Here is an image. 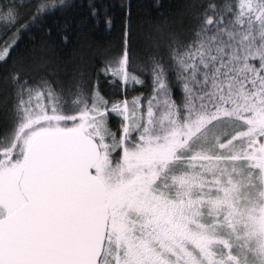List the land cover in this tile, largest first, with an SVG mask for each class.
Returning <instances> with one entry per match:
<instances>
[{
    "label": "snow or ice",
    "instance_id": "snow-or-ice-1",
    "mask_svg": "<svg viewBox=\"0 0 264 264\" xmlns=\"http://www.w3.org/2000/svg\"><path fill=\"white\" fill-rule=\"evenodd\" d=\"M89 4L92 5V0ZM237 4L239 10L233 16L236 4L228 7L223 2L209 4L208 0H201L198 27L210 33L214 26L224 31L220 26L226 19L240 25L245 16L264 19V0H237ZM121 6L123 12L118 20L111 14L105 15L108 28L119 23L118 44L86 40L71 55L61 56L47 42L34 41L22 54L17 49L24 33L33 25L43 26L49 16L67 13L75 7L71 0L67 3L66 0H0V140H3L0 170L25 167L42 144L75 134L94 145L105 161L99 173L92 166L87 168L95 179L107 178L113 165L125 170L124 178H127L126 164L143 149L146 141L152 140L145 121L146 102L150 107L153 93L165 83L167 73L153 55L138 52L132 0ZM107 7L92 5L90 15L98 16ZM167 25V20L157 23L156 32L162 34ZM45 32L51 35V27L45 28ZM168 35L176 37V33ZM61 39L66 41L68 37L63 35ZM258 63L259 67L252 70L264 74V59ZM260 78L264 80V75ZM244 134L249 136L250 143L241 151L250 162L255 161L261 170L259 179L264 183V143L256 139L264 136V126L250 122ZM249 148L253 151H248ZM155 179L151 168L143 171L146 187H152ZM259 196L264 198V191ZM223 203L228 205L224 218L221 220L216 211L221 201H213V218L204 227L215 232L214 226L222 225L224 235L211 236L207 253L197 257L195 264H264V214L255 217L239 208L231 199V190ZM4 216L5 211L0 208V217ZM240 224L244 225L243 229L238 227ZM221 244L227 251L217 250ZM119 252L115 247L102 252L98 264H119L114 254ZM164 264H188V261L181 254L170 257Z\"/></svg>",
    "mask_w": 264,
    "mask_h": 264
},
{
    "label": "trees",
    "instance_id": "trees-1",
    "mask_svg": "<svg viewBox=\"0 0 264 264\" xmlns=\"http://www.w3.org/2000/svg\"><path fill=\"white\" fill-rule=\"evenodd\" d=\"M126 2L92 0V5L106 4L108 7L106 12L91 16L89 0H71L75 7L70 11L49 16L43 26L33 25L30 31H26L17 51L22 54L34 41L55 46L61 56L71 55L74 50L83 47L86 40L118 44L119 23L117 21L108 28L105 15L111 14L118 20L123 12L121 4ZM200 2L132 0L133 32L138 52L142 50L144 56L153 55L167 73L165 83L153 93L154 98L150 101L151 105L157 101L154 106L156 110H150V115L147 111L145 121L147 117L151 120L158 117L162 111L167 116L159 133L172 131L175 138L182 139V145L192 138L193 141L204 140L207 128L219 121L234 120L239 124L254 122L264 126V80L260 78L264 74L252 70L259 67V60L264 59V19L245 16L243 25L226 19L224 25L220 26L224 31H218L214 26L210 33L205 32L198 27ZM221 2L228 7L236 4L231 13L233 16L239 10L237 0H208L209 4ZM165 20L168 21L167 27L162 34L157 33L155 25ZM49 26L51 35L45 32ZM170 32L176 33L175 39L168 35ZM63 35L68 37L66 41L61 39ZM258 52L262 54L260 57L256 55ZM247 81L254 83L248 84ZM161 90L166 100L159 103L157 96ZM170 104L173 109L168 112L166 107ZM104 167L105 161L101 155L95 166L97 173ZM160 168L157 165L152 171L157 173ZM146 170L137 171L135 175L130 173L132 180L128 183L123 182L126 180L124 173L115 171L113 165V172L101 180L108 195V190L119 184L122 189L116 188L118 195L143 181V171Z\"/></svg>",
    "mask_w": 264,
    "mask_h": 264
},
{
    "label": "rangeland",
    "instance_id": "rangeland-1",
    "mask_svg": "<svg viewBox=\"0 0 264 264\" xmlns=\"http://www.w3.org/2000/svg\"><path fill=\"white\" fill-rule=\"evenodd\" d=\"M157 97L159 103L166 100L163 90ZM155 104L157 101L150 104L148 112L156 110ZM166 108L169 112L173 106L170 104ZM166 116L161 111L152 120L147 117L152 140L146 141L143 149L137 151L126 164V170L132 175L161 166V170L155 173L152 187H146L141 181L118 195L115 190L117 187L122 189L119 184L108 190L111 208L108 251L113 247L120 249L119 253H114L119 264H164L170 257L181 254L188 264H195L197 257L207 253L210 237L224 235L222 225L214 226L215 232L204 226L210 224L213 218V201H221L216 211H219L221 220L224 218L228 205L223 201L228 190H231V199L239 208L255 217L264 214V198L259 196V192L264 191V183L259 179L261 170L241 151L250 143L249 136L244 134L249 124H239L234 120L219 121L207 128L204 140L193 141L192 138L182 145V139L175 138L172 131L159 133L166 123ZM256 139L264 143V136H257ZM237 154L239 158H236ZM115 171L125 173L116 166ZM20 172L21 168L0 170V208L5 211V216L22 204L23 198L17 188ZM129 174L123 182L132 180ZM161 203L171 208V216L183 228L188 242L176 239L180 243L175 241L174 246L171 243L157 244L163 240L161 230L159 227L152 229L151 224L147 227L146 222L162 207ZM238 227L243 229L244 225ZM148 246L151 257L146 258L141 251ZM217 250L227 251L223 244Z\"/></svg>",
    "mask_w": 264,
    "mask_h": 264
},
{
    "label": "water",
    "instance_id": "water-1",
    "mask_svg": "<svg viewBox=\"0 0 264 264\" xmlns=\"http://www.w3.org/2000/svg\"><path fill=\"white\" fill-rule=\"evenodd\" d=\"M100 157L75 134L37 149L18 179L24 202L0 218V264H98L110 212L87 168Z\"/></svg>",
    "mask_w": 264,
    "mask_h": 264
},
{
    "label": "flooded vegetation",
    "instance_id": "flooded-vegetation-1",
    "mask_svg": "<svg viewBox=\"0 0 264 264\" xmlns=\"http://www.w3.org/2000/svg\"><path fill=\"white\" fill-rule=\"evenodd\" d=\"M108 205H109V210H110L111 208H110L109 202H108ZM161 205H162V207L159 208L158 212L155 213L149 219V222H146L147 227H148V224H151L152 229L156 228V227L160 228L161 231L160 230L159 231L161 232V236H162L163 240H162V242L160 241L157 244L171 243L174 246L175 241H177L176 239H181L183 241L188 242V240L184 236L183 228L179 227L177 222H175V220L173 219V216H171L172 215L171 208H169L168 206H165L164 203H161ZM110 221H111V212H110V218H109V223H108V232H107V237H106L103 252L108 251V247H109ZM138 229H142V228L138 227ZM150 252H151V249L148 246V247L142 249L141 255L143 254L144 256H146V258H149V257H151Z\"/></svg>",
    "mask_w": 264,
    "mask_h": 264
}]
</instances>
